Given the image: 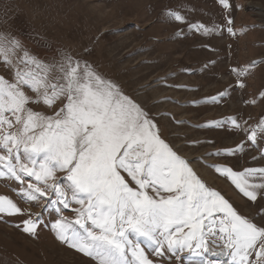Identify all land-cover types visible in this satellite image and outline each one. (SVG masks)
Masks as SVG:
<instances>
[{
    "label": "snow or ice",
    "instance_id": "6c2138e0",
    "mask_svg": "<svg viewBox=\"0 0 264 264\" xmlns=\"http://www.w3.org/2000/svg\"><path fill=\"white\" fill-rule=\"evenodd\" d=\"M219 3L231 7L229 0ZM168 15L184 19L179 12ZM0 63L11 72V79L0 75V178L19 182L26 202L46 200L58 215L51 229L61 243L95 264H160L149 254L183 264H264V224L209 188L161 137L149 113L89 61L67 52L41 59L18 36L0 32ZM232 71L240 77L247 69ZM58 102L51 114L31 106L52 109ZM225 124L240 128L236 117L207 122ZM244 131L256 144L264 118ZM245 143L221 151L234 154ZM213 167L250 201L264 198V167ZM0 214H27L16 226L30 235L41 223L40 213L4 195Z\"/></svg>",
    "mask_w": 264,
    "mask_h": 264
},
{
    "label": "rangeland",
    "instance_id": "374dc122",
    "mask_svg": "<svg viewBox=\"0 0 264 264\" xmlns=\"http://www.w3.org/2000/svg\"><path fill=\"white\" fill-rule=\"evenodd\" d=\"M229 3L225 9L219 0H0V32L18 36L41 59L67 52L89 61L149 113L161 137L209 188L239 214L264 224V214L257 215L264 198L250 201L213 167L236 172L264 167V132H258L252 144L244 131L264 118V0ZM169 11L184 19L176 21ZM192 24L215 30L204 34ZM232 69L247 72L238 77ZM0 75L11 79L3 63ZM225 90L226 95L218 96ZM214 96L216 101L209 99ZM31 106L51 114L60 103L52 109ZM227 117H236L240 128L207 125ZM242 141L243 151H221ZM20 187L14 179L0 178V195L40 213L41 223L36 235H30L16 226L27 214H0V264H95L56 238L51 229L58 218L55 210L46 207L44 199L26 202L18 195ZM63 215L74 217L70 210ZM149 255L160 264H183Z\"/></svg>",
    "mask_w": 264,
    "mask_h": 264
},
{
    "label": "bare ground",
    "instance_id": "6f19581e",
    "mask_svg": "<svg viewBox=\"0 0 264 264\" xmlns=\"http://www.w3.org/2000/svg\"><path fill=\"white\" fill-rule=\"evenodd\" d=\"M202 175H204L207 179H211V176H209L207 172H204Z\"/></svg>",
    "mask_w": 264,
    "mask_h": 264
}]
</instances>
